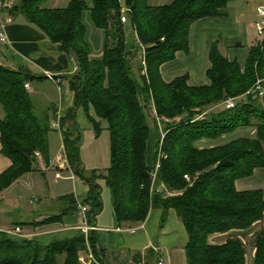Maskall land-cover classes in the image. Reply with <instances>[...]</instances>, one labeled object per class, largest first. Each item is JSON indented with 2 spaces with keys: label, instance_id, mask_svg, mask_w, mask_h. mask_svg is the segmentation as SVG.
Returning a JSON list of instances; mask_svg holds the SVG:
<instances>
[{
  "label": "trees",
  "instance_id": "1",
  "mask_svg": "<svg viewBox=\"0 0 264 264\" xmlns=\"http://www.w3.org/2000/svg\"><path fill=\"white\" fill-rule=\"evenodd\" d=\"M44 1L0 0V13L11 20L21 16L55 52H63L72 62L73 73L52 78L66 80L73 103L58 116L54 103L43 102L24 88V83L45 79L43 74L24 65L0 63V153L9 161L0 171V191L35 169L36 159L47 160L46 135L54 120L67 168L87 186L82 201L86 218L94 219L101 205L96 175L84 174L79 161L75 110L80 107L93 131L103 124L108 132L104 181L117 225L142 222L153 207L160 209L161 223L172 209L186 233L185 264H264L263 193L261 189L237 191L233 185L234 179L264 167V38L249 47L242 67L234 59L227 60L212 41L205 71L208 83L191 86L185 75L164 81L159 66L175 52L186 51L192 21L218 15L228 0H171L158 5L148 0H89V5L69 0L64 7H46ZM123 4L125 22L119 20ZM84 8L103 34L98 59L90 57L83 38ZM125 25L131 30L129 37ZM257 79H263L262 95L250 89ZM227 97L235 99L230 108L222 105ZM150 127L157 135L152 161L164 155L153 178L144 150ZM243 128H253L254 137L195 145L199 139L213 140ZM57 199L69 210L38 223L58 221L74 209L70 194ZM91 233L87 243L93 261L87 264H107ZM83 250L80 233L45 243L13 238L0 229V264H80L77 256ZM158 259L149 250L146 264H158Z\"/></svg>",
  "mask_w": 264,
  "mask_h": 264
},
{
  "label": "crops",
  "instance_id": "2",
  "mask_svg": "<svg viewBox=\"0 0 264 264\" xmlns=\"http://www.w3.org/2000/svg\"><path fill=\"white\" fill-rule=\"evenodd\" d=\"M169 1L171 0H148L152 5ZM261 4H264V0H228L219 9L218 15L201 17L192 21L188 28L186 51H177L171 60L160 64L161 78L169 81L175 76L185 75L188 85H206L208 79L205 71L209 66L207 52L212 41H215L219 52L227 60L234 59L242 67L249 47L256 45L264 38L257 34L253 26L254 22L259 19L256 10ZM124 8L121 7V9ZM3 30L5 41L2 45L11 56V60L6 61L5 65L12 67L24 65L33 73L43 74L46 78L36 84H28L27 90L43 102L54 103L56 113L60 116L66 108L72 105L73 94L66 80L60 77L54 80L52 76L73 73L72 62L63 52H55L45 36L33 25L26 23L19 15L13 16L12 20L4 25ZM75 122L77 127L85 126L92 129L87 116L80 107L75 110ZM54 124L55 121H51V129ZM101 129H105L103 124H101ZM152 132L153 130L149 131L144 149L147 165L151 164L153 157L154 132ZM57 134L60 141L59 147L62 149V135L58 128ZM239 136L253 138L254 129H238L213 140L199 139L195 141V145L208 147ZM47 137L46 135V139ZM8 164V159L0 153V171ZM62 166L61 160L57 159L54 167L59 176H54L55 179L62 178ZM68 171L73 174L69 169ZM69 178L75 182L69 194L75 204L82 203L86 196L87 186L84 183L81 184L80 179H74L72 175ZM233 185L237 191L261 189L264 198V167L253 168L250 175L234 179ZM52 200L54 199L41 201L38 198L32 199L31 204L35 201L40 202L41 205L26 214L24 219L17 221V223L26 222L20 227L22 231H27L25 233L28 234L42 231V236L47 240L79 235L76 227L80 222V217L76 214L75 207L62 214L58 221L38 223L48 215L57 213L56 211L50 214L43 213L41 210L47 207L44 205L45 202ZM160 215V209L153 207L148 210L145 219L139 223L117 225L112 212L108 218L97 217L96 214L92 221H88L87 218L86 221L94 226L91 234L94 237L95 247L99 249L102 260L107 264H146L149 250L157 255L160 264H185L183 246L186 242V233L182 223L172 209L167 210L165 219L161 223Z\"/></svg>",
  "mask_w": 264,
  "mask_h": 264
},
{
  "label": "rangeland",
  "instance_id": "3",
  "mask_svg": "<svg viewBox=\"0 0 264 264\" xmlns=\"http://www.w3.org/2000/svg\"><path fill=\"white\" fill-rule=\"evenodd\" d=\"M83 1L89 5V0ZM68 2L69 0H45L42 5L46 7H64ZM122 7H125L124 4ZM80 22L83 28V38L88 46L90 57L94 59L100 58L104 43L103 34L99 28L93 25L87 8H84L81 12ZM124 31L126 36L129 37L131 35V30L126 25ZM9 60H11V56L0 42V63L6 64V61ZM262 81L263 79H257L254 84L258 82L261 85ZM242 94L243 93L239 94V96L242 97ZM239 96H237V98H239ZM148 123L152 127L150 120H148ZM151 127V131L153 130L154 132L152 133L154 135L155 149L157 135L154 128L152 129ZM78 128L81 138L79 161L82 165L83 173L87 175L94 173L96 175L95 182L98 186L99 202L101 205L97 217L101 216L102 218H108L109 215H111V203L109 190L104 181L106 169L109 165L108 132L101 128L97 132L93 131L90 127L79 126ZM47 136V160L45 161L42 158L36 159L35 169L20 174L0 191V229L2 231L12 227V225L17 223L19 219H24L26 214L30 213L31 210L37 209L41 205L40 202L35 201L31 204L32 199L38 198L40 201L54 199L51 202H45L44 205L47 207L41 209L43 213L50 214L55 211L60 212V209L69 210L70 208L69 206L66 207V204H63L62 201L55 198L69 194L72 191L75 182L73 179L69 178L70 175H72L74 179L80 178L68 171L63 158L62 149L59 147L60 141L57 134V125L54 124L52 126V129L48 132ZM57 159H60L63 163L61 172L62 178L60 179L54 178V165ZM80 183L82 184L83 182L81 181ZM60 204L62 206H60ZM25 232L27 231L21 230V235L29 236L28 239H36L39 242L45 243L51 240L44 238L41 234L42 231H34L31 234ZM15 237L18 238L17 236H13V238Z\"/></svg>",
  "mask_w": 264,
  "mask_h": 264
},
{
  "label": "built area",
  "instance_id": "4",
  "mask_svg": "<svg viewBox=\"0 0 264 264\" xmlns=\"http://www.w3.org/2000/svg\"><path fill=\"white\" fill-rule=\"evenodd\" d=\"M256 14L259 17V19L254 22L253 26L254 29H256L257 34L260 36H264V4H261L257 7L256 10ZM126 15H125V9H121L120 11V17L119 20L121 22H125ZM11 21L10 17L7 15H0V42L4 43L5 41V35H4V25L9 23ZM24 88L27 89L28 88V84L24 83ZM252 90H257L258 91V95H262L263 92V87H261V85L257 82L256 84L253 85V87L251 88ZM234 98L232 97H227L223 102L222 105L225 108H230L233 106L234 104ZM164 155L162 154H158L155 158L154 161H152L150 167L152 169V178H153V173L155 172V170L159 167V163H160V159L161 157H163ZM66 163V162H65ZM55 177H58V173L55 172L54 173ZM184 179L188 180V176L184 175L183 176ZM75 211L76 214L80 217V222L77 225V229L79 231L80 234H82V237L84 239V243H85V250L82 251V253H80L77 256L78 261L81 264H87L90 261H93V257L91 255L90 249L88 247V243H87V236L89 234L90 231H92L94 229V226L89 224L86 221V206L82 203H76L75 204ZM5 233H7L9 236H17L18 238H28V236L25 235H21V230L20 227L18 226H14L12 229H6L4 230ZM160 264V261H158Z\"/></svg>",
  "mask_w": 264,
  "mask_h": 264
}]
</instances>
